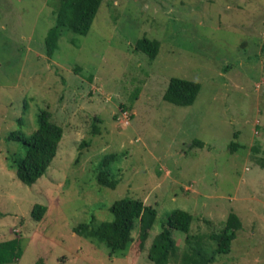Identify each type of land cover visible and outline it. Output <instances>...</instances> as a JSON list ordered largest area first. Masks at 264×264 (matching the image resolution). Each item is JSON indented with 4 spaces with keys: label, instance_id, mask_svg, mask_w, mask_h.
I'll return each instance as SVG.
<instances>
[{
    "label": "rangeland",
    "instance_id": "374dc122",
    "mask_svg": "<svg viewBox=\"0 0 264 264\" xmlns=\"http://www.w3.org/2000/svg\"><path fill=\"white\" fill-rule=\"evenodd\" d=\"M63 2L0 0V242L22 249L8 264H156L148 250L174 209L193 221L189 242L172 230L168 264L200 247L210 258L230 213L241 227L207 264H264V0H102L93 18ZM75 18L91 19L86 31L59 27L48 56V30ZM144 35L159 42L154 59L135 49ZM172 77L200 84L191 105L163 99ZM45 108L63 135L29 186L10 167L24 146L8 136L35 130ZM107 153L119 156L114 189L96 180ZM125 196L157 210L125 250L75 232Z\"/></svg>",
    "mask_w": 264,
    "mask_h": 264
},
{
    "label": "trees",
    "instance_id": "16d2710c",
    "mask_svg": "<svg viewBox=\"0 0 264 264\" xmlns=\"http://www.w3.org/2000/svg\"><path fill=\"white\" fill-rule=\"evenodd\" d=\"M63 4H65L66 0ZM72 1L75 13L80 12L82 16L86 14L89 18L95 16L102 0H68ZM91 19L66 20L64 23L57 19L56 23L48 30L45 36L48 56L52 55L54 44L60 35L57 30L60 28L70 29L77 33H83L89 26ZM135 49L144 52L150 59H154L158 54L159 42L156 39H150L145 35L136 41ZM200 89V84L196 81L187 80L179 77H172L167 84L163 94V99L178 106L191 105ZM50 111L40 109L37 113L38 127L29 134H23L21 131H12L9 133V139L20 141L24 146V155L14 159L10 167L15 170L17 178L24 184L32 185L47 170L52 159L56 155L59 141L63 135V129L60 125L50 120ZM95 131L97 128L93 127ZM86 145L85 142H83ZM194 145H202L200 141H193ZM118 155L115 153L105 154L98 162L96 180L99 184L114 189L118 180L114 177L111 167L117 161ZM47 208L42 204H34L31 210V216L34 220H41ZM112 214L110 220L100 223H79L75 227V232L87 237L97 239L104 243L109 253L123 251L131 244L132 231L137 226L142 230L152 228L155 221L157 210L152 205H145L140 198L129 196L114 200L109 206ZM0 215H2L0 213ZM193 216L182 209L172 210L161 225L160 231L154 236L148 257L156 264H168L171 257L176 254V243L172 237V230L177 229L186 234L187 242L190 241L189 229ZM241 227L239 218L234 214H229L225 219L219 232L211 234V239L215 241L216 246L210 257L214 259V254L228 253L230 251L231 241L235 237V232ZM187 257L183 258V264H207L211 259L206 257L201 247L193 251L190 249ZM200 253V255H199ZM22 249L18 239L4 240L0 242V264L12 263L20 258Z\"/></svg>",
    "mask_w": 264,
    "mask_h": 264
}]
</instances>
